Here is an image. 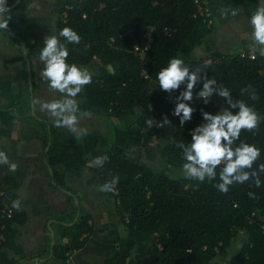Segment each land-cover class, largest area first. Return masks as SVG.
<instances>
[{"label": "trees", "instance_id": "trees-1", "mask_svg": "<svg viewBox=\"0 0 264 264\" xmlns=\"http://www.w3.org/2000/svg\"><path fill=\"white\" fill-rule=\"evenodd\" d=\"M252 1L258 7L264 2ZM200 6L205 10L204 0L67 1L57 33L70 27L82 37L79 45L67 44L62 37L60 40L69 50V63L92 71V83L77 98L82 100L84 112L108 122L110 136L95 131L80 138L67 128L41 120L49 147L45 163L51 184L66 195L68 205L64 212H49L48 230L58 237L52 249L51 235L47 247L39 249L44 264L50 258L70 264L72 254L87 245L94 230L92 216L69 180L70 174L82 170L98 175L104 183L119 177L117 194L105 192L101 206L125 234L105 264H213L217 258L226 264H264V174L260 187L252 181L234 184L227 194L214 186L218 177L200 182L181 174L182 150L177 145L191 141L190 132L204 122L201 110L216 114L228 107L226 101L214 94L205 104L198 95L201 82L191 101L196 112L182 126L172 112L175 98L185 86L169 94L160 90L157 80V73L171 58L178 57L190 70L200 69L202 75L214 77L217 86L231 91L233 100H244L264 117V57L250 51L197 57L195 49L213 33V16L202 15ZM8 27L15 33L12 25ZM124 27H133V34L121 38ZM147 34L152 44L146 54L150 78L145 80L133 49L148 43ZM11 43L19 46L17 51L27 62L29 58L21 48V44L27 48L26 39L16 35ZM30 79L35 91L33 75ZM253 93L258 99H251ZM21 98V104L0 108L1 139L18 131L19 118L39 121L37 112L32 113L28 80ZM136 112L138 119L127 126L126 119ZM165 116L171 120V127H149L146 123L150 118L160 122ZM240 139L261 149L254 168L264 163V122L255 134L242 131ZM154 143L158 161L165 164L163 170L143 163L144 145ZM127 149L133 150L132 157L124 156ZM96 157H106L103 167L92 163ZM16 200L20 201V210L12 207ZM28 220L21 197L6 195L0 185V264H21L15 256L23 259L25 251L16 240V230Z\"/></svg>", "mask_w": 264, "mask_h": 264}, {"label": "crops", "instance_id": "crops-1", "mask_svg": "<svg viewBox=\"0 0 264 264\" xmlns=\"http://www.w3.org/2000/svg\"><path fill=\"white\" fill-rule=\"evenodd\" d=\"M17 1L6 0V3L11 8ZM67 1L21 0L18 6L10 11L11 19L8 25L14 27L15 33L9 27L7 31L0 30V108L21 104V95L28 80L33 103L32 113L37 112L39 115V121L37 120L36 123H32L29 119H17L18 131L8 139L0 138V151H5L10 162L17 164L14 172L9 171L8 166L0 165V185L6 195L20 196L29 213L28 222L16 230V240L25 251L23 259L15 256L21 264H44L45 259L40 258L39 249L47 247V237L51 235V231L48 230L51 222H47L49 212H64L68 209L66 195L51 184L45 163V152L48 150L45 144L46 135L41 121L51 122L50 113L42 110L41 104L59 99L61 95L48 89L47 82L40 76L43 64L38 59L40 50L44 47V38L48 35L58 36V19ZM204 2L213 16V33L195 49L196 56L252 52L250 47L252 29L248 20L258 7L257 3L252 0H204ZM222 5L225 8H238L239 14L235 17L231 14L227 17L223 16L220 12ZM16 35L23 36L28 42L27 48L21 44V48L25 49L29 58L27 62L17 51L19 46L16 43L12 46L11 39ZM87 70L92 72L90 69ZM30 75H33L36 81L35 91L33 86L32 90L30 89ZM76 99L80 112H84L81 109L82 100ZM85 113L92 118L103 120L109 132V124L103 117L86 111ZM88 115L81 119L89 117ZM138 116L134 121L127 118L126 125L133 124ZM127 121L130 123L127 124ZM81 123L83 121L79 124ZM114 123L117 122L114 120ZM84 128L89 129L87 126ZM91 132L95 131H88L87 134ZM96 132L102 134L100 131ZM42 145L46 148L39 156ZM88 166L92 167L93 164L90 163ZM69 180L76 192L81 195L84 206L92 216L94 227L87 245L72 254L70 264H105L106 258L118 250L119 241L125 233L124 228L110 220L106 210L101 206L106 194L98 189L104 181L88 170L70 174ZM57 237L55 233V241ZM52 242L53 240L50 243L51 249ZM9 256L14 257L12 254ZM46 264H63V262L57 258H50Z\"/></svg>", "mask_w": 264, "mask_h": 264}, {"label": "clouds", "instance_id": "clouds-1", "mask_svg": "<svg viewBox=\"0 0 264 264\" xmlns=\"http://www.w3.org/2000/svg\"><path fill=\"white\" fill-rule=\"evenodd\" d=\"M220 12L225 17L229 14L235 17L239 14V9L225 8L222 5ZM10 19L11 13L6 0H0V30L7 31ZM248 23L252 29L251 50L264 57V2L251 14ZM60 37L67 44L79 45L82 41V37L70 27L61 29L58 36L48 35L44 38V47L38 56L43 64L40 76L47 82L48 89L59 93L61 98L43 102L41 108L54 118L56 127L67 128L79 137L87 134L86 130L82 131L78 125L80 119L88 113L80 112L76 98L84 91L85 86L92 83V75L86 68L68 62L69 50L65 43H61ZM252 58L255 59V55ZM157 80L160 90L169 94L180 90L182 85L185 86L175 98L176 103L172 112L173 116L179 117L182 126L190 122L196 112L191 106V101L194 89L201 82L203 87L198 95L204 99L205 104L209 103V98L215 94L223 98L228 105L216 114L201 110L204 122L190 132L191 141L188 144L181 142L177 145L182 150V176L200 182L205 180L211 182L218 177L219 182L214 186L223 194H227L234 184L243 185L249 181L260 187L264 163L255 168L254 165L261 157V149L255 144L242 141L240 137L242 131L255 134L260 124L264 122V117L244 100H233L231 91L222 85L217 86L214 77L209 78L206 73L202 75L200 69L190 70L185 61L178 57L171 58L167 67L157 73ZM251 99L256 100L258 97L253 93ZM146 123L149 127L172 126L167 116L160 122L150 118ZM105 160L106 157H96L92 163L103 167ZM0 165L8 166L9 171L13 172L17 169V164L10 162L5 151H0ZM118 183L119 177L114 176L98 190L115 195ZM248 195L254 197L255 194L249 192ZM12 207L20 210V201H13Z\"/></svg>", "mask_w": 264, "mask_h": 264}, {"label": "rangeland", "instance_id": "rangeland-1", "mask_svg": "<svg viewBox=\"0 0 264 264\" xmlns=\"http://www.w3.org/2000/svg\"><path fill=\"white\" fill-rule=\"evenodd\" d=\"M133 115H134L133 117H128V119H131L132 121H134L137 118V116L139 115V113L136 112ZM88 116L89 117H86L84 119H80V121H83V123L79 124L78 128L83 131V130H85L84 127L87 126V127H89V129L86 130V132H88V131H100L104 136L108 137L109 132L107 130L106 125L104 124V121L98 120L96 117L92 118L91 115H88ZM49 119L53 124H55L53 117H49ZM129 123H130V121H127V124H129ZM42 134H43V130H42ZM43 136H44V134H43ZM81 136H84V135H81ZM81 136H79V137L81 138ZM156 144L154 143L152 145H144L145 153H144V157H143V163L151 165L156 170H163V169H165V166H164L165 164L159 162L157 159V148H156L157 145ZM45 148H46L45 146H43V145L41 146V149L39 151V156L41 155V152L45 150ZM132 152H133L132 149H127L125 154L127 155V157H132ZM239 247H240V244L238 243V248ZM213 264H226V262L220 258H217L213 262Z\"/></svg>", "mask_w": 264, "mask_h": 264}, {"label": "built area", "instance_id": "built-area-1", "mask_svg": "<svg viewBox=\"0 0 264 264\" xmlns=\"http://www.w3.org/2000/svg\"><path fill=\"white\" fill-rule=\"evenodd\" d=\"M199 10H200L202 15L205 14L206 16H209V17L211 16V13L208 11L207 8H205V10H203V8L200 6ZM211 23H213V21H211ZM132 34H133V27H124L122 29L121 38L128 37V36H130ZM146 38H147L148 43L145 46L135 45L134 49H133V52H134L135 56L139 59V65L141 67V76L145 80H148L150 78V75H149V71H148V62L146 60V54H147V51L151 47L152 40H151L149 34L146 35ZM245 55H246L245 53L241 54L242 57H245ZM253 55L254 54H249V57L251 59H253L252 58ZM7 213H8V215H10L11 214V209H8Z\"/></svg>", "mask_w": 264, "mask_h": 264}, {"label": "water", "instance_id": "water-1", "mask_svg": "<svg viewBox=\"0 0 264 264\" xmlns=\"http://www.w3.org/2000/svg\"><path fill=\"white\" fill-rule=\"evenodd\" d=\"M20 1L21 0H18L11 8H9V11H11L12 9H14V8H16V6H18V4L20 3ZM11 35L12 36H14V34L11 32ZM97 71H99V68H97ZM30 89L32 90V84H31V82H30ZM47 149H49V147L47 148ZM117 150L119 151V152H121L122 151V149L121 148H117ZM124 156L126 157L127 155L126 154H124ZM151 166V165H150ZM73 225V224H72ZM117 233H118V231H117ZM51 238H52V240H53V242H52V247H54V245H55V233L53 232V231H51ZM243 240H245V238H243ZM137 258H139L138 256H137ZM144 262H148V259L147 258H145L144 259Z\"/></svg>", "mask_w": 264, "mask_h": 264}]
</instances>
